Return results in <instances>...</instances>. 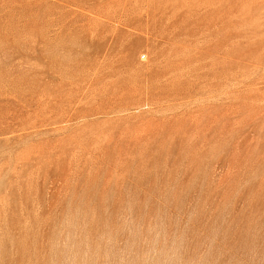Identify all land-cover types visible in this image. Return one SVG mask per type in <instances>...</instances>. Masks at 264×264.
<instances>
[{
	"label": "rangeland",
	"instance_id": "374dc122",
	"mask_svg": "<svg viewBox=\"0 0 264 264\" xmlns=\"http://www.w3.org/2000/svg\"><path fill=\"white\" fill-rule=\"evenodd\" d=\"M0 264H264V0H0Z\"/></svg>",
	"mask_w": 264,
	"mask_h": 264
}]
</instances>
